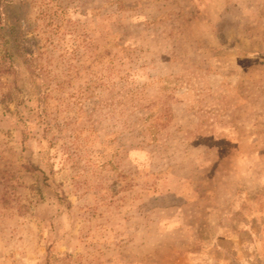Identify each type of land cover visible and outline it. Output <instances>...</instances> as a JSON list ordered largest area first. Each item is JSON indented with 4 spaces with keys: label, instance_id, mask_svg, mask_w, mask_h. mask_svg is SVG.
Instances as JSON below:
<instances>
[{
    "label": "rangeland",
    "instance_id": "374dc122",
    "mask_svg": "<svg viewBox=\"0 0 264 264\" xmlns=\"http://www.w3.org/2000/svg\"><path fill=\"white\" fill-rule=\"evenodd\" d=\"M9 1L0 264H264V0Z\"/></svg>",
    "mask_w": 264,
    "mask_h": 264
},
{
    "label": "trees",
    "instance_id": "16d2710c",
    "mask_svg": "<svg viewBox=\"0 0 264 264\" xmlns=\"http://www.w3.org/2000/svg\"><path fill=\"white\" fill-rule=\"evenodd\" d=\"M9 0H0V72H14L15 68L19 66L17 62L14 60L15 48H19V42L16 43V47L9 46L10 38L8 37V30L6 28V6L9 4ZM32 53H27V55H31ZM18 85L15 83L13 89L15 92L13 94L18 93ZM18 89V90H17ZM12 91L9 92V95ZM14 99V98H13Z\"/></svg>",
    "mask_w": 264,
    "mask_h": 264
}]
</instances>
